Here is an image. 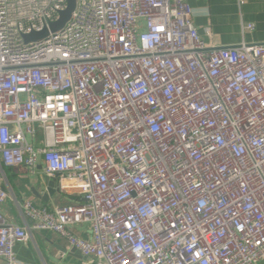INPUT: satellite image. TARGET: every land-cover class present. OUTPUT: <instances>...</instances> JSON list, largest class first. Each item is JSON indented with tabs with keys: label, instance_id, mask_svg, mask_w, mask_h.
<instances>
[{
	"label": "built area",
	"instance_id": "obj_1",
	"mask_svg": "<svg viewBox=\"0 0 264 264\" xmlns=\"http://www.w3.org/2000/svg\"><path fill=\"white\" fill-rule=\"evenodd\" d=\"M76 2L25 44L67 0H0V205L40 163L79 197L0 212V259L49 231L93 264L264 262V44L205 42L187 0Z\"/></svg>",
	"mask_w": 264,
	"mask_h": 264
},
{
	"label": "crops",
	"instance_id": "obj_2",
	"mask_svg": "<svg viewBox=\"0 0 264 264\" xmlns=\"http://www.w3.org/2000/svg\"><path fill=\"white\" fill-rule=\"evenodd\" d=\"M187 4L205 42L223 46L243 42L264 44V0H187ZM252 24L254 29L245 32L244 26ZM208 27L212 30L211 38L205 33ZM42 167L43 163H40L34 172L25 166L4 168V185L10 198L0 205V212L16 224L25 225L19 210L24 200L50 211L79 200L77 195L67 196L54 188L51 194ZM73 232L85 240L90 239L87 225L77 226ZM15 252L19 264H93L71 249L61 235L49 231L34 232L30 241L16 245ZM0 264L5 263L0 259Z\"/></svg>",
	"mask_w": 264,
	"mask_h": 264
},
{
	"label": "water",
	"instance_id": "obj_3",
	"mask_svg": "<svg viewBox=\"0 0 264 264\" xmlns=\"http://www.w3.org/2000/svg\"><path fill=\"white\" fill-rule=\"evenodd\" d=\"M67 2H68L67 9L61 13L60 19L50 26V28H49L50 30L45 29L41 32H36V33L34 32L32 34L25 35L24 36L25 44L39 43L43 40L48 39L50 36V33L54 35L57 32L64 30V28L70 22L73 13L75 12L74 10L76 8V3H77L76 0H67ZM45 179H46L47 185L49 186L48 191H50V193L53 194L54 193L53 188L56 191L55 181L51 180L49 177H45Z\"/></svg>",
	"mask_w": 264,
	"mask_h": 264
}]
</instances>
